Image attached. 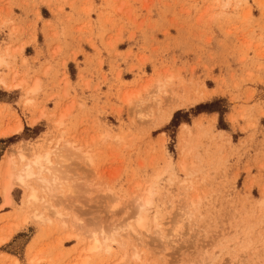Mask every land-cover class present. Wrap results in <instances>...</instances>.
<instances>
[{
	"label": "rangeland",
	"instance_id": "rangeland-1",
	"mask_svg": "<svg viewBox=\"0 0 264 264\" xmlns=\"http://www.w3.org/2000/svg\"><path fill=\"white\" fill-rule=\"evenodd\" d=\"M262 97L264 0H0V163L63 134L96 197L158 185L138 246L87 252L73 198L3 206L2 167L0 264H264Z\"/></svg>",
	"mask_w": 264,
	"mask_h": 264
},
{
	"label": "snow or ice",
	"instance_id": "snow-or-ice-1",
	"mask_svg": "<svg viewBox=\"0 0 264 264\" xmlns=\"http://www.w3.org/2000/svg\"><path fill=\"white\" fill-rule=\"evenodd\" d=\"M198 102L199 98L190 101L191 104ZM249 107L253 109L258 107L260 112L264 113V97L261 98L259 105L250 103ZM41 119L44 117L41 116ZM167 119L168 117L165 116L164 120ZM203 120L215 123L218 116L208 113L201 117V121ZM157 128L161 133L164 131L159 125ZM16 131L18 133L23 131L22 124H17ZM41 139L44 141L46 151L30 152L31 145L24 140L15 146L12 159L14 161L17 159L18 152L21 167L18 173L9 174L3 188L4 196L7 198L12 188H19L23 190L27 202L42 204L45 210L51 211L56 210L52 205L60 197L73 198V204L83 210V218H78L77 224L86 236L95 241L97 249L102 242L115 244L117 239L128 241L132 247L138 246L142 240V233L151 230L150 210L154 207L158 185L148 186L144 194L146 199L144 196L137 195L131 202H126L108 192H105L103 198L96 197L81 176L82 170L78 167V162L81 160L79 148L68 143L66 148L62 149L60 145L64 142L63 134L55 142V147L48 145V140L51 139L49 133H45ZM155 225L156 230L159 231V210L156 212ZM121 246L124 247L123 244ZM121 264H128V262L125 260ZM204 264H214V262L206 260ZM223 264H229V262L225 260Z\"/></svg>",
	"mask_w": 264,
	"mask_h": 264
},
{
	"label": "bare ground",
	"instance_id": "bare-ground-1",
	"mask_svg": "<svg viewBox=\"0 0 264 264\" xmlns=\"http://www.w3.org/2000/svg\"><path fill=\"white\" fill-rule=\"evenodd\" d=\"M37 89H38V87L36 86V84H34L31 87L30 92L31 93H35L37 91ZM171 105L173 106V108H176V107H179L180 106L176 102H173ZM168 116H170V114ZM16 126H17V124L13 128L7 129L5 132H3V134L1 135V137H6V136H9L11 134L18 133L16 131ZM17 156H19V153L17 154ZM2 167L5 168L7 177H9V174L10 173H18L19 170H20V168L19 169L17 168L16 163L12 159V155L5 157L4 161L2 163H0V168H2ZM6 183H7V181H6ZM3 188H4V186H3ZM2 198H3V204H2L3 206L10 205V203H11L10 191H9V194H8L7 198L4 196L3 191H2ZM36 218H37V216H36ZM37 219H40V217H38ZM146 219H147V217H146ZM102 244H104V243L102 242L101 245L99 246V248H101ZM105 247H106V250H109L110 249V247L108 245H105ZM98 249H97V246L95 244V241L93 240L92 243L90 244V246H88L87 252L88 251L89 252L95 251V250H98ZM135 256L138 257L137 255H135Z\"/></svg>",
	"mask_w": 264,
	"mask_h": 264
},
{
	"label": "trees",
	"instance_id": "trees-1",
	"mask_svg": "<svg viewBox=\"0 0 264 264\" xmlns=\"http://www.w3.org/2000/svg\"><path fill=\"white\" fill-rule=\"evenodd\" d=\"M211 108V105H203V106H198L196 107L195 111L196 113H201V112H204V111H207V112H218V110L216 109H210ZM177 116L178 114H175L174 115V118L172 120V123H176L178 120H177Z\"/></svg>",
	"mask_w": 264,
	"mask_h": 264
}]
</instances>
